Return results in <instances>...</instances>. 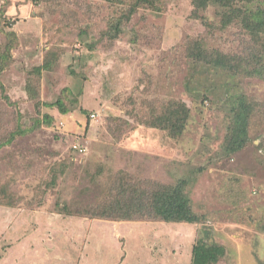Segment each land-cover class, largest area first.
I'll list each match as a JSON object with an SVG mask.
<instances>
[{"label":"rangeland","instance_id":"1","mask_svg":"<svg viewBox=\"0 0 264 264\" xmlns=\"http://www.w3.org/2000/svg\"><path fill=\"white\" fill-rule=\"evenodd\" d=\"M116 10L103 0H0V51L6 32L18 36L14 61L0 74V143L37 118L54 119L0 149V189L17 198L14 207L0 204V264H192L200 238L224 246L217 264H264V81L203 69L193 80L186 54L193 40L244 54L249 36L236 23L223 27L218 6L195 17L191 0H169L164 14L141 10L110 41L101 31ZM49 51L60 58L42 73L41 99L55 102L69 91L76 106L68 115L46 107L38 114L28 99L27 82L38 79L32 71ZM206 89L207 99L197 97ZM242 94L261 102V120L250 144L227 155L230 106ZM171 99L190 109L179 139L144 123L149 108ZM62 161L66 173L45 189L49 168ZM118 172L165 185L186 180L201 222L112 221L61 210L64 202L74 212L91 201L94 184Z\"/></svg>","mask_w":264,"mask_h":264},{"label":"trees","instance_id":"2","mask_svg":"<svg viewBox=\"0 0 264 264\" xmlns=\"http://www.w3.org/2000/svg\"><path fill=\"white\" fill-rule=\"evenodd\" d=\"M103 1L117 8L113 15L107 17L105 28L101 31L102 36L110 41L119 38L139 11L146 10L155 15H162L167 11L169 2V0ZM191 4L195 17H199V13L207 10L211 5L218 6L221 9L222 26L228 27L235 23L240 25L250 41V49L244 54L211 49L202 40L190 41L186 54L192 63L193 80L198 69H203L202 71L207 70L206 73L215 72L223 76L256 78L264 81V0H191ZM5 35L8 42L0 51V74L13 63V50L18 41L14 31L6 32ZM59 58V51L47 52L42 65L35 67L32 71L38 79L34 81L30 79L27 82L28 99L34 101L38 114L44 107L56 108L62 115H68L75 109L76 100H71L70 105L66 100L70 95L69 91H63L55 102L44 103L41 99L42 73L52 71L59 62ZM193 80L189 81V84H192ZM0 87L4 89L1 84ZM208 93L212 92L206 89L203 94H197V97L205 100ZM261 106V102L250 99L245 94L234 100L230 106V123L223 144L225 154L235 155L250 144V130L252 125L258 122L257 118L261 120ZM190 116V109L186 102L171 99L158 107L149 108L144 123L148 127L166 132L172 139H179L186 131ZM53 121V117L46 114L43 120L35 119L34 124L29 128L18 127L1 141L0 149L12 145L18 138L39 128L42 123L49 126ZM75 149L79 148L75 147ZM66 169V162L63 161L51 166L50 178L45 181V189H55L58 186V180L66 173ZM186 188L187 181L184 179L165 185L154 181H135L130 175L118 172L109 176L105 184H94L88 192L91 194V201L79 204L74 212L71 211L69 203L64 202L61 210L65 213H76L101 220L150 219L165 223L198 224L201 222V217L194 212ZM0 193L7 199V202H4L0 195V204L6 203L7 206L12 207L16 205L15 196L8 195L7 190L0 189ZM224 256V246L200 238L196 240L192 249V264H217Z\"/></svg>","mask_w":264,"mask_h":264},{"label":"built area","instance_id":"3","mask_svg":"<svg viewBox=\"0 0 264 264\" xmlns=\"http://www.w3.org/2000/svg\"><path fill=\"white\" fill-rule=\"evenodd\" d=\"M93 117H94V115H93ZM80 151L82 152V151H84V149H80Z\"/></svg>","mask_w":264,"mask_h":264}]
</instances>
